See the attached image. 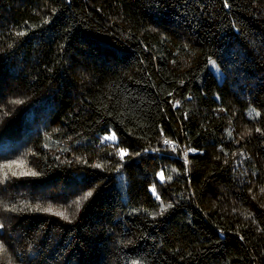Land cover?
<instances>
[{
    "label": "trees",
    "instance_id": "trees-1",
    "mask_svg": "<svg viewBox=\"0 0 264 264\" xmlns=\"http://www.w3.org/2000/svg\"><path fill=\"white\" fill-rule=\"evenodd\" d=\"M224 4L0 0V264H264V0Z\"/></svg>",
    "mask_w": 264,
    "mask_h": 264
},
{
    "label": "snow or ice",
    "instance_id": "snow-or-ice-1",
    "mask_svg": "<svg viewBox=\"0 0 264 264\" xmlns=\"http://www.w3.org/2000/svg\"><path fill=\"white\" fill-rule=\"evenodd\" d=\"M224 6L225 7H229L228 0H225ZM210 63L212 65V67H215V62L214 61H210ZM15 103H21V101H15ZM178 104H179V101H177L176 104H174L173 106L175 107ZM256 115L259 116L260 113L257 112ZM256 131L257 132H261V129L257 128ZM262 134H264V132H262ZM116 139H117V137H116L115 133H111L110 135H107V136L103 137V141H113L114 142V141H116ZM164 144L167 145V146H172V151L173 152L176 151V147H175L174 142L172 140L165 139L164 140ZM117 147H118V145H117ZM187 151L188 152H195L196 149L189 148ZM119 153H120L121 159H123V157L128 154L127 153V150L124 149V148H120L119 149ZM184 155H185V163L187 164V162H188L187 161V152H185ZM5 167H10V166L9 165H5ZM12 175H16V173L13 172ZM20 175H35V173L21 172ZM158 176H159V179H160L161 183H163L165 181L164 172L161 171L158 174ZM6 178L7 177L5 176V179ZM168 179H171V177L169 176ZM0 183H3V180H0ZM151 191L153 192L154 195H156V198L159 200L160 197H159V195L156 194V187H155V185H153V187L151 188ZM262 191H264V189H262ZM91 195H92V193L89 192V193H87L86 196L83 197V199H87ZM75 203L79 204V201H76ZM168 207H171V205H168ZM21 210H23V209H21ZM36 210H38V211L39 210H43V211H46V212H51L54 215H58V216H61L64 219H68V217L65 215V213H63V212H54L51 205H49V207H47L45 209L37 208ZM166 210L167 209L162 206V208H161V214L163 213V211H166ZM3 228H4V224L3 223H0V230H2ZM4 251H5L4 243L2 241H0V253H3ZM137 264H138V262H137Z\"/></svg>",
    "mask_w": 264,
    "mask_h": 264
},
{
    "label": "rangeland",
    "instance_id": "rangeland-1",
    "mask_svg": "<svg viewBox=\"0 0 264 264\" xmlns=\"http://www.w3.org/2000/svg\"><path fill=\"white\" fill-rule=\"evenodd\" d=\"M213 70L217 73L219 70H218V68L215 66V67H213ZM108 135H110V134H108ZM107 136V135H106Z\"/></svg>",
    "mask_w": 264,
    "mask_h": 264
}]
</instances>
